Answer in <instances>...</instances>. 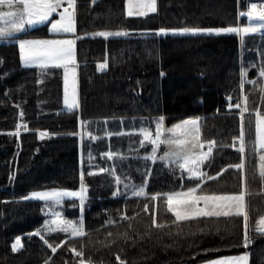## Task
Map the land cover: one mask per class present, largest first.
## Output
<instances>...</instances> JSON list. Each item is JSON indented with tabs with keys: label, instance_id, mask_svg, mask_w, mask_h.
Returning a JSON list of instances; mask_svg holds the SVG:
<instances>
[{
	"label": "trees",
	"instance_id": "obj_1",
	"mask_svg": "<svg viewBox=\"0 0 264 264\" xmlns=\"http://www.w3.org/2000/svg\"><path fill=\"white\" fill-rule=\"evenodd\" d=\"M252 1L264 0H156L157 11L130 17L125 0H77L73 35L79 37V105L74 109H61V68L46 73L21 64L16 38L48 37L45 24L0 39V264H79L81 257L73 248L95 264H199L243 252L249 253L248 264H264V231L256 228L264 214V178L256 169L255 144L256 111L264 113V77L259 76L264 30L158 33L160 28L243 29L249 24L246 13ZM104 29L129 34L94 35ZM104 62L107 66L101 70L98 65ZM245 96L241 153L232 145L241 134L240 112L245 107L235 105ZM161 116L166 125L199 117L201 139L216 142L203 166L211 179L204 181L202 190L244 189L247 227L243 215L176 222L163 196L155 201L113 196V167L121 181L148 176L149 194L179 191L198 182L187 179L186 171L182 178L175 164L153 163L142 155L151 144L141 146L143 137L134 130L154 128ZM104 121L117 122L120 128L103 131L99 124ZM41 131L49 135L41 138ZM108 151L117 155H103ZM241 161L242 169L231 167ZM81 171L87 186L82 213L86 234L72 237L47 230L43 202L26 195L54 188L79 190ZM60 215L79 222V198H65ZM153 219L164 226L157 227ZM17 236L23 246L14 251ZM48 243L56 247L55 253Z\"/></svg>",
	"mask_w": 264,
	"mask_h": 264
},
{
	"label": "snow or ice",
	"instance_id": "obj_2",
	"mask_svg": "<svg viewBox=\"0 0 264 264\" xmlns=\"http://www.w3.org/2000/svg\"><path fill=\"white\" fill-rule=\"evenodd\" d=\"M76 2L77 0H0V9L6 7L8 10H0V37H8L12 32H21L26 25L43 23L49 21L51 24V32L53 34H63L64 38H50V39H19V54L26 66H37L41 71L47 69L49 66L62 67L64 70V103L69 107H75L78 104L77 92V73H76V42L79 37H71L68 34L76 32ZM62 9V10H61ZM250 11L247 12L249 24L243 29L239 27H220V28H198V27H184L178 29L160 28V34L180 33V34H198V33H256L264 29V5L258 7L257 3H251ZM157 11L156 0H127V15L128 16H146L150 12ZM57 13L58 19H51L53 14ZM255 18L258 22H253ZM127 31H100L94 35L101 37L113 36H127ZM107 66L106 62L100 63L98 67L103 70ZM248 69H242L241 87L247 80ZM259 76L264 77V64L259 69ZM255 83V81H252ZM264 87V85H262ZM229 100L232 98L229 97ZM247 101V96L244 97ZM229 107H233L229 104ZM236 108L241 105L237 103ZM248 111L247 106L240 112L241 116V134L238 138L239 151L244 152V132H243V118L244 113ZM23 117V112H21ZM256 128L259 138V147L264 150V113L260 110L256 111ZM165 118L159 117L155 125V134L149 127H142L138 130L142 135L141 146L146 142L150 143L152 151L145 159H151L153 163L157 160L166 161L169 165L175 164L181 169V175L186 171L187 179L191 181H198L194 186L183 187L179 191H169L166 193H152L146 191L147 185L134 186L130 195L133 197H150L152 201L157 200L161 196L165 198L167 211L171 212L176 222L189 221L200 217H230L232 215H243L245 226L247 227L248 212L245 206V192H207L202 190V184L207 176L203 170L205 162L210 158L213 152L215 141L203 142L201 140V128L198 119H186L173 125L171 128H165ZM83 124V122H82ZM21 125L17 126L15 134H19ZM165 132L169 135H165ZM49 133L41 131L40 136L43 138ZM88 135L91 137L92 133ZM109 136L111 133L108 134ZM204 143L208 144L207 150L204 151ZM165 144L168 150L163 155L158 156L157 152L160 146ZM236 147L235 144L232 145ZM103 155L112 158L116 153L108 151ZM261 161L260 176L264 178V152L259 157ZM236 169L244 167L243 161L241 163L231 165ZM100 172H106L108 169L100 168ZM115 177L117 188L113 192V196L121 195L119 187L121 177L116 175L115 168L111 169ZM91 174V173H90ZM150 174V173H149ZM219 175V173H217ZM211 179V177H208ZM80 188L79 190L54 188L46 191H34L26 198H38L44 201H54L60 204L66 197H78L80 201L81 217L79 222L61 218L60 213H56V219L51 221L56 228L50 229L55 231L61 229L64 233H70L72 237H81L86 234L83 222V207L87 195V186L84 183V172L80 173ZM128 184L124 185V191H128ZM199 190V191H198ZM149 209V204L144 205V210ZM126 215V213L124 214ZM108 223H115V221H108ZM167 223V222H165ZM49 224L45 221V227ZM153 224L157 227H163V224L158 223L153 219ZM259 224L262 226L258 230H264V217H261ZM36 235H40V230H37ZM111 235V233H109ZM247 232H245L244 244H248ZM47 243V241H46ZM21 237L17 236L15 242L12 244L14 251L22 247ZM48 247L52 252H56V247L48 243ZM78 257H81L79 264H89V261L84 259V252L72 249ZM119 259V257H117ZM249 253L245 252L240 255L223 256L214 260L207 261V264H248ZM45 264H49L45 261ZM121 264H124L121 261Z\"/></svg>",
	"mask_w": 264,
	"mask_h": 264
},
{
	"label": "rangeland",
	"instance_id": "obj_3",
	"mask_svg": "<svg viewBox=\"0 0 264 264\" xmlns=\"http://www.w3.org/2000/svg\"><path fill=\"white\" fill-rule=\"evenodd\" d=\"M125 7H126V13H127V0H125ZM251 4V3H250ZM250 4H249V7H250ZM259 4H264V1L263 2H260ZM0 10H4V11H7L8 9L6 8V7H4L3 9H0ZM62 10V9H61ZM251 10V9H250ZM53 18H55V19H58L59 18V16H58V14L57 13H54L53 14V17H51L50 18V20L51 19H53ZM248 22H249V20H248ZM253 22H258V21H256L255 20V18H253ZM46 25V30H47V32L50 34V36H48V39H50V38H64V36H63V34H53L52 32H51V24H50V22L49 21H45V22H43V23H36V24H31V25H26V27H25V29L23 30V31H21V32H12V33H10V35L8 36V37H13V36H19L22 32H24V31H26V30H28V29H31V28H33V27H37V26H41V25ZM170 29H178V28H170ZM261 30H264V29H261ZM103 31H112V32H116V31H126V30H123V29H104ZM159 33V32H158ZM169 33H172V32H169ZM74 34V33H73ZM73 34H68V35H70L71 37H74V35ZM175 34H180V33H175ZM8 37H6V38H8ZM5 37H0V39H2V40H6V39H4ZM19 39H29V38H16V41H17V43H18V40ZM19 47V46H18ZM21 59V58H20ZM21 64L22 65H24L23 64V61L21 60ZM24 66H26V65H24ZM31 67H33V66H31ZM34 67H36V68H38V70H41L39 67H37V66H34ZM50 68H61V71H62V73L61 74H63L64 75V73H63V68L62 67H56V66H49L47 69H45V70H43V71H46V70H48V69H50ZM46 73H48L47 71H46ZM62 96H61V109H74V108H77L78 107V105L79 104H77L75 107H69L68 105H65V103H64V78H62ZM77 92H78V88H77ZM243 101H245L244 99L242 100V103H241V105L243 104ZM244 106V104L242 105V107ZM244 108V107H243ZM186 119H198V121H199V125H200V119H199V117H187V118H183V119H180V120H178V121H176V122H174V123H171V124H169V125H166L165 123H164V125H165V128L167 129V128H171L173 125H175V124H177L178 122H180V121H183V120H186ZM157 120L158 119H156L155 120V125H156V122H157ZM257 121V117H256V119H255V122ZM100 128H101V130H103V131H105V130H108V131H111L112 129L110 128V126H112V128H114L115 130H117V129H119L120 127H119V125L117 124V122H101L100 124ZM155 125H154V128H151L152 129V131H153V134H155ZM114 126V127H113ZM123 128V130H125L127 127H122ZM256 128V127H255ZM132 129V128H131ZM257 129V128H256ZM165 135L167 136V135H169V133H167V132H165ZM257 136H258V134H257ZM202 140V139H201ZM203 142H207V141H211V140H207V141H204V140H202ZM258 146H259V143H258ZM152 145H151V147H150V150L146 153V154H142V155H144V156H147V155H149L150 153H151V151H152ZM207 147H208V144L207 143H204V148H203V150L204 151H206L207 150ZM168 150V146L167 145H165V144H162L161 146H160V149L158 150V152H157V155L158 156H160V155H163V153L165 152V151H167ZM262 152H264V150H262V149H260V147H258V150H257V153H256V158H257V170H258V172L260 173V165H261V161H260V159H259V157H260V155L262 154ZM151 160V159H150ZM163 162H166V161H163ZM125 184H128V191L127 192H125L124 191V185ZM144 184H148V176H147V178H145L144 180H134V179H132V180H122L121 181V187H120V189H121V194H126V195H130V193H131V191L133 190V188H134V186H140V185H144ZM46 190H51V189H45V190H35V191H46ZM32 192H34V191H31V192H29L26 196L27 197H29V195H30V193H32ZM66 198H68V197H66ZM32 199H38V198H32ZM40 201H42L43 202V211H44V215H45V221H48L49 222V224H48V226L46 227V229L47 230H50V229H53V228H56V226H55V224H53V223H51V221H53L54 219H56V213H60L61 214V205H62V203H60V204H56L54 201H44V200H41V199H39ZM64 201V200H63ZM264 215V214H263ZM262 215V216H263ZM61 216V215H60ZM262 216H260L259 218H258V220H260V218L262 217ZM61 218H64V217H62L61 216ZM65 219H68V218H65ZM68 220H73V221H76V219H68ZM45 221H44V225H45ZM260 227H262L260 224H259V222H258V229L260 228ZM56 230H58V231H62L61 229H56ZM63 232V231H62ZM240 254H243V253H238V254H230V255H221V256H217V257H214V258H211V259H208V260H205V261H203V262H201V263H199V264H207V261H210V260H214V259H217V258H220V257H223V256H233V255H240ZM89 264H95V263H93V262H89Z\"/></svg>",
	"mask_w": 264,
	"mask_h": 264
},
{
	"label": "crops",
	"instance_id": "obj_4",
	"mask_svg": "<svg viewBox=\"0 0 264 264\" xmlns=\"http://www.w3.org/2000/svg\"><path fill=\"white\" fill-rule=\"evenodd\" d=\"M247 15V14H246ZM73 38H75V36L73 37ZM38 39H48V37H45V38H38ZM77 61V60H76ZM63 73H64V70H63ZM76 73H77V64H76ZM62 78H64V75L62 74ZM77 81H78V77H77ZM77 88H78V83H77ZM255 127H256V123H255ZM255 130H256V135H255V144H256V149L258 150V143H259V138H258V136H257V129L255 128ZM239 143H240V141H239V139H238V141L235 143V145L236 146H238L239 147ZM256 167H257V158H256ZM257 169V168H256ZM205 171V170H204ZM258 171V170H257ZM259 173V172H258ZM208 179V177L206 176L205 177V179H204V181H206ZM199 191V190H198ZM241 191H244V189H242V190H240V191H237V192H241ZM245 206H246V194H245ZM262 217H264V215L262 216ZM258 222H259V220H257V223H256V228L258 229ZM261 228V227H260ZM260 231H264V230H260ZM243 253H245V252H243Z\"/></svg>",
	"mask_w": 264,
	"mask_h": 264
},
{
	"label": "bare ground",
	"instance_id": "obj_5",
	"mask_svg": "<svg viewBox=\"0 0 264 264\" xmlns=\"http://www.w3.org/2000/svg\"><path fill=\"white\" fill-rule=\"evenodd\" d=\"M252 3H254V2H252ZM255 3H257V2H255ZM257 4H258V7L261 6V5H264V4H259V3H257Z\"/></svg>",
	"mask_w": 264,
	"mask_h": 264
}]
</instances>
